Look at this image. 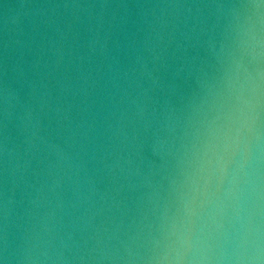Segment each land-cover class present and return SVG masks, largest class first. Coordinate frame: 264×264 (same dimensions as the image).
Returning <instances> with one entry per match:
<instances>
[{
	"label": "water",
	"instance_id": "obj_1",
	"mask_svg": "<svg viewBox=\"0 0 264 264\" xmlns=\"http://www.w3.org/2000/svg\"><path fill=\"white\" fill-rule=\"evenodd\" d=\"M0 264H264V0H0Z\"/></svg>",
	"mask_w": 264,
	"mask_h": 264
}]
</instances>
